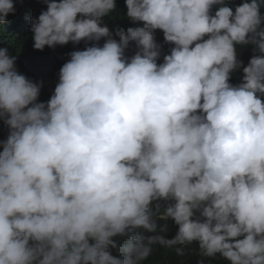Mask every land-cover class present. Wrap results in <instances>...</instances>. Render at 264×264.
I'll return each instance as SVG.
<instances>
[{
    "label": "clouds",
    "instance_id": "obj_1",
    "mask_svg": "<svg viewBox=\"0 0 264 264\" xmlns=\"http://www.w3.org/2000/svg\"><path fill=\"white\" fill-rule=\"evenodd\" d=\"M43 3L34 50L91 46L46 102L0 47V264H145L156 245L264 264V0H125L126 30L104 22L116 0Z\"/></svg>",
    "mask_w": 264,
    "mask_h": 264
},
{
    "label": "trees",
    "instance_id": "obj_2",
    "mask_svg": "<svg viewBox=\"0 0 264 264\" xmlns=\"http://www.w3.org/2000/svg\"><path fill=\"white\" fill-rule=\"evenodd\" d=\"M243 0H233L230 4L234 8L235 5L242 3ZM15 14H10L7 18V23L0 25V47L8 46L11 53L17 56L16 67L17 70L25 75L33 82H43V87L39 96V101L46 102L54 92V88L58 83L59 71L64 63L70 58L69 54L76 50H83L86 46L81 42L78 45L69 43L66 46H57L54 49L45 47L43 51L34 50L33 41L31 39L30 22L25 17H38L40 13L46 10V5L43 0H14ZM117 11L112 13L110 17L105 18V23L110 30H114L116 26L124 28L137 27L142 25H134L128 21L126 16L125 0H116ZM157 42L162 45V54L157 63L163 62V55L170 54L171 45H167L163 41V33L159 30L156 32ZM106 38L99 41L102 46ZM118 39V38H117ZM135 46L130 45L126 50V56L131 57L135 54ZM238 51H240L238 49ZM250 48L246 49L240 55V59L244 62L245 57H251L249 53ZM246 65V63L244 62ZM242 72L234 74L230 83L238 84ZM7 137V129L3 122L0 121V141ZM2 151V148H0ZM161 223H164L161 221ZM170 231L165 235L171 237L175 235L176 228L169 221ZM119 239V238H117ZM187 254L184 257H178L174 249L156 245L153 253L145 264H198V261L203 260L204 264H225L220 260H209L201 257L196 246L186 250ZM113 255H117L115 250H112Z\"/></svg>",
    "mask_w": 264,
    "mask_h": 264
}]
</instances>
